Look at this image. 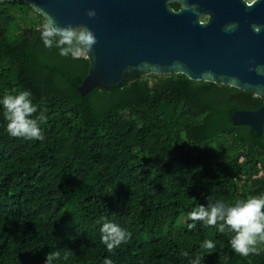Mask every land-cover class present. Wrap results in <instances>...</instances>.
<instances>
[{"label":"trees","instance_id":"1","mask_svg":"<svg viewBox=\"0 0 264 264\" xmlns=\"http://www.w3.org/2000/svg\"><path fill=\"white\" fill-rule=\"evenodd\" d=\"M43 22L26 3L0 2V99L30 91L48 117L43 141L12 138L0 105V264H46L56 251L54 264H264V242L242 257L234 232L188 219L210 198L264 194V132L232 120L264 99L180 74L81 95L89 60L46 48ZM106 220L130 233L114 254Z\"/></svg>","mask_w":264,"mask_h":264},{"label":"water","instance_id":"2","mask_svg":"<svg viewBox=\"0 0 264 264\" xmlns=\"http://www.w3.org/2000/svg\"><path fill=\"white\" fill-rule=\"evenodd\" d=\"M28 4L37 13H48L60 26H87L97 44L86 58L88 77L78 88L85 95L94 88L122 89L127 79L140 75H185L196 82L228 85L264 99V32L252 25L259 18L241 20L237 33L225 32L231 24L225 10L208 23L184 11L172 12L170 0H0ZM199 9L201 8L198 5ZM94 9L96 18L87 11ZM218 15V17H217ZM236 126H248L259 137L264 132V104L256 110H237Z\"/></svg>","mask_w":264,"mask_h":264},{"label":"clouds","instance_id":"3","mask_svg":"<svg viewBox=\"0 0 264 264\" xmlns=\"http://www.w3.org/2000/svg\"><path fill=\"white\" fill-rule=\"evenodd\" d=\"M251 8L256 0H243ZM175 12L174 8H169ZM184 11H190L198 16L199 24H204L205 19L210 15H201L198 4L188 5L184 3ZM87 16L94 19L97 13L94 9L87 11ZM44 22L38 28L40 39L43 45L48 48L58 49V54L64 58L73 60L81 57L90 56L93 47L97 44L96 35L85 25L73 26L68 24L60 26L55 17L51 14H44ZM238 25L229 24L223 29L225 32H233ZM253 30L258 34L260 27L252 25ZM258 74H264V69L257 68ZM31 92L27 90L19 91L16 94H6L0 99V105L4 110V117L7 121L6 131L12 138L26 140H44V135L40 125L47 123L48 117L46 109L38 112V106L34 105L31 99ZM191 221H202L205 227L218 226L223 233L226 229L234 232L235 235L230 240L232 250L242 256L247 257L251 254H258L256 247L258 243L264 242V194L249 196L246 200H239L234 205L226 204L222 199L210 198L207 207L198 205L188 213ZM196 227L195 223L188 225L189 231ZM101 242L106 246L109 253L114 254V250L130 239V233L121 226L105 221L100 229ZM203 248L213 249L215 244L211 240H205ZM188 257V253H183ZM60 252H51L46 256V264H54ZM202 257L189 259L188 264H202ZM104 264H113L111 258H106Z\"/></svg>","mask_w":264,"mask_h":264},{"label":"flooded vegetation","instance_id":"4","mask_svg":"<svg viewBox=\"0 0 264 264\" xmlns=\"http://www.w3.org/2000/svg\"><path fill=\"white\" fill-rule=\"evenodd\" d=\"M182 0H170V5L177 11H181L183 8ZM201 15H210L205 19V23H208L213 17L214 13H219L220 10H225L229 15L230 23H236L238 27L234 31L237 33V29L240 28V21L249 17L259 18L254 21V25L260 27L261 32H264V0H256L255 4H252L249 8L243 0H196ZM218 17V15H217Z\"/></svg>","mask_w":264,"mask_h":264}]
</instances>
